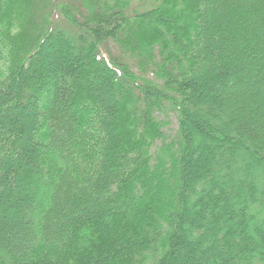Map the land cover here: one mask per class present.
<instances>
[{
	"label": "trees",
	"instance_id": "obj_1",
	"mask_svg": "<svg viewBox=\"0 0 264 264\" xmlns=\"http://www.w3.org/2000/svg\"><path fill=\"white\" fill-rule=\"evenodd\" d=\"M0 264H264V0H0Z\"/></svg>",
	"mask_w": 264,
	"mask_h": 264
},
{
	"label": "rangeland",
	"instance_id": "obj_2",
	"mask_svg": "<svg viewBox=\"0 0 264 264\" xmlns=\"http://www.w3.org/2000/svg\"><path fill=\"white\" fill-rule=\"evenodd\" d=\"M61 20H62V17H61ZM172 127H173V128L176 127L175 121H173V123H172Z\"/></svg>",
	"mask_w": 264,
	"mask_h": 264
}]
</instances>
